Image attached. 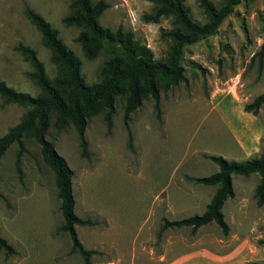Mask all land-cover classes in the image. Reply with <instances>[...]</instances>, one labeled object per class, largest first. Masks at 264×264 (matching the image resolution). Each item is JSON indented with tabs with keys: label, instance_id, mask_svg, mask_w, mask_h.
I'll list each match as a JSON object with an SVG mask.
<instances>
[{
	"label": "rangeland",
	"instance_id": "1",
	"mask_svg": "<svg viewBox=\"0 0 264 264\" xmlns=\"http://www.w3.org/2000/svg\"><path fill=\"white\" fill-rule=\"evenodd\" d=\"M69 1L0 0V80L6 85L32 96L38 93L26 76L31 70L28 62L15 49L18 43L35 51L48 78L56 74L38 31L24 14L25 5L39 13L80 60L84 82L99 80L108 51L103 49L92 59L84 56L75 41L80 29L61 21ZM103 1L106 7L97 18L102 27L130 31L153 59L166 57L170 41L162 32L172 28L170 17L144 21L142 14L153 6L147 0ZM184 2L202 32L183 48L180 64L186 80L159 92L160 121L150 97L129 115L132 149L126 144L121 94L115 99L110 131L103 111L88 118L84 129L88 157L80 155L73 127L57 128L54 117L49 118L45 138L72 171L74 213L105 222L75 226L82 245L98 251L92 264L264 263V246L259 243L264 240V203L257 205L253 195L256 174L231 176L233 195L221 207L227 235L209 223L194 232L186 227L167 229L157 242L154 238L162 218L180 219L203 211L214 186L185 176H207L217 170L204 153L245 160L257 156L264 145V106L256 114L243 111L244 104L264 92V59L258 69L255 56L264 39V0ZM221 101L230 118L248 130L249 143L236 150L237 156L228 143L229 129L210 111V104ZM26 109L0 99V135ZM202 140L205 151L187 147L188 142ZM22 141L20 177L14 167L15 143L0 157V236L15 251L7 254L0 249V264H79V255L69 252L67 235L56 231L62 219L52 172L39 146L28 136Z\"/></svg>",
	"mask_w": 264,
	"mask_h": 264
},
{
	"label": "trees",
	"instance_id": "2",
	"mask_svg": "<svg viewBox=\"0 0 264 264\" xmlns=\"http://www.w3.org/2000/svg\"><path fill=\"white\" fill-rule=\"evenodd\" d=\"M153 4L148 13L141 18L146 22H157L161 17H170L172 28L163 31L169 41L166 57L163 60L152 58L149 49L133 39L130 31L119 28L111 30L102 27L97 18L106 7L103 0H70L69 11L61 18L64 25H74L80 30L75 37L84 56L92 59L105 49L108 56L99 67V80L91 84L84 82L80 73V60L73 51L66 47L57 36V31L36 11L24 6V14L29 23L38 31L42 45L49 52V60L54 65L56 74L48 78L42 62L35 51L27 45L18 43L15 49L28 62L31 70L26 76L38 88L35 96L27 92L16 91L0 80V99L3 103L25 106L26 111L19 120L0 135V157L7 147L15 143L14 167L17 176H21V154L24 152L23 136H28L39 146L43 162L53 175L55 195L61 224L56 231L65 233L69 239V252L80 257L79 264H92L93 256L98 251L86 248L78 240L75 226L97 227L104 225L103 219L96 217L80 218L74 213L72 194V171L65 160L57 154L52 143L45 138L49 127V118L54 117L53 126L60 128L70 124L79 144V153L88 157L87 140L84 129L90 116L103 111V120L107 131L111 128L116 96L124 97L122 107L123 127L127 133V146L132 149L131 132L128 127L129 115L141 104L142 99L150 97L153 110L160 121L159 92L175 87L186 80L180 64L183 48L196 42L201 37V30L189 14L184 0H147ZM258 69L264 59V39L255 53ZM264 106V92L243 105V111L256 114ZM214 163L217 170L207 176H189L187 180L203 186H214V191L199 214H192L180 219L162 218L155 232L156 242L167 229L189 228L191 232L209 223H214L223 236L228 234L221 207L224 201L233 195L232 175H257L253 195L257 205L264 203V145L257 156L245 160H229L220 155L203 154ZM264 246V240L259 241ZM144 246V245H143ZM145 247V246H144ZM0 249L7 254L14 249L0 236ZM109 261L108 259H105ZM249 264H264L250 262Z\"/></svg>",
	"mask_w": 264,
	"mask_h": 264
},
{
	"label": "crops",
	"instance_id": "3",
	"mask_svg": "<svg viewBox=\"0 0 264 264\" xmlns=\"http://www.w3.org/2000/svg\"><path fill=\"white\" fill-rule=\"evenodd\" d=\"M218 103L210 104L211 105L210 111L214 112L219 117L221 122L229 129V135L232 142H228V143L232 148L233 154L236 155V150H239L238 148L242 149L244 148V146H246L249 143L248 140L246 139L248 133L247 127L246 125L242 126V124L238 126L237 119L235 118L231 119L228 113L226 112L227 111L226 108H223L221 106L222 101ZM236 111H240L239 108H237ZM204 139L205 138H203V140ZM203 140L202 142H194V143L188 142L187 147H192L193 150L199 149L205 151L206 147L204 145L206 142H203ZM165 145L170 146V144H168L167 142H165Z\"/></svg>",
	"mask_w": 264,
	"mask_h": 264
}]
</instances>
